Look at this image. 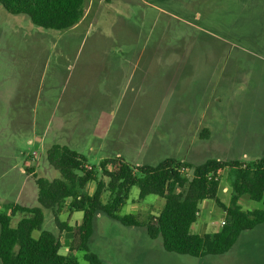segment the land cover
I'll use <instances>...</instances> for the list:
<instances>
[{"label":"rangeland","instance_id":"1","mask_svg":"<svg viewBox=\"0 0 264 264\" xmlns=\"http://www.w3.org/2000/svg\"><path fill=\"white\" fill-rule=\"evenodd\" d=\"M111 1L97 27L82 29L97 22ZM214 6V0H87L82 30L74 35L35 26L27 16L10 14L0 4V212H9L13 203L38 206L37 187L27 171L31 165L26 164L35 153L39 152L40 163L32 164L38 166L33 172L60 178L45 152L53 144H64V137L55 132L58 122L65 121L73 131L70 148L85 156L88 169L96 167L99 179L101 160L117 154L140 165H156L169 157L196 165L218 158L250 163L264 156L259 142L264 136V24L256 21L264 15L247 17L229 29L232 26L218 21L224 11ZM145 16L148 23L142 25ZM38 31L53 38H41ZM229 32L231 38H222ZM118 61L149 64L148 78L134 103L135 95L115 97L114 103L103 107L100 98L88 95L100 82L92 77L102 64L107 63L109 70ZM136 83L130 79L123 91L131 94ZM25 91L27 100L19 95ZM102 108L112 111L114 119L99 121ZM96 129L102 133L97 135L100 141L94 138ZM24 167L28 175L21 172ZM220 179L218 195L229 204L233 191L227 169L220 171ZM24 181L31 195H25L22 203L12 193L15 184ZM95 187L90 183L89 193ZM138 196L135 186L119 215L135 214L144 220L151 213L158 215L165 203L155 195L142 201ZM108 199L107 192L103 201ZM240 204L246 210L261 207L260 201L248 196ZM213 205L208 222L198 219L192 234L220 230L225 213ZM43 213L42 229L33 232L34 238L43 231L60 233L52 212L43 209ZM61 215L72 225L83 217L82 212L70 217L67 207ZM19 219L17 215L12 225ZM72 239L73 233H61V254L68 253ZM90 251L105 264H264V225L244 232L230 253L198 259L166 252L145 229L99 214ZM75 256L80 264H88L84 251Z\"/></svg>","mask_w":264,"mask_h":264},{"label":"trees","instance_id":"2","mask_svg":"<svg viewBox=\"0 0 264 264\" xmlns=\"http://www.w3.org/2000/svg\"><path fill=\"white\" fill-rule=\"evenodd\" d=\"M86 1L0 0V4L10 14L27 16L35 26L67 30L83 18ZM203 132L208 136V129ZM45 152L49 165L60 173V178L39 177L33 172L35 168L28 170L37 187L38 206L17 204L9 212H0V264H80L75 256L77 251L85 252L88 264H105L90 251L99 214L127 227L145 229L151 239L160 241L166 252L198 259L230 253L244 232L264 225V156L250 163L208 159L197 165L174 157L156 165H132L119 157L107 158L100 163L103 177L99 179L96 167L88 169L85 156L69 146L53 144ZM224 169L232 178L229 204L218 195L220 171ZM90 183L96 184L92 193ZM135 186L139 188L138 201L149 195L165 200L158 215H149L144 220L135 214L119 215ZM107 192L109 199L104 202ZM244 196L260 201L261 207L243 209L240 200ZM68 200L71 213H83L79 224L70 225L61 219ZM205 200L222 209L224 224L214 233L192 234L191 226L199 219L200 204ZM43 209L52 212L60 233L43 231L39 238H34L33 232L43 226ZM17 215L20 219L13 226ZM64 231L73 233L66 255L60 252Z\"/></svg>","mask_w":264,"mask_h":264},{"label":"crops","instance_id":"3","mask_svg":"<svg viewBox=\"0 0 264 264\" xmlns=\"http://www.w3.org/2000/svg\"><path fill=\"white\" fill-rule=\"evenodd\" d=\"M151 1H155V0H151ZM112 3H113V1H111L109 3H106L104 5V9L99 14V18H98L97 22L90 23V25L85 26L82 29L88 28L90 30V29H92L94 27H97L100 24L101 20H102V16L105 14V8H107ZM124 3H126V2H124ZM146 3L149 4V2H146ZM153 3L154 4H151V5H153L152 7L155 6V2H153ZM214 4H215L214 7H215L216 11H218L217 8L221 12L224 11V15L222 14V19H221V16L219 14V17H218L219 20L218 21L220 22V24L225 25L227 28L232 26V28H229V29H233V26H235L237 23H240L239 21H241V20L245 21L246 19H248L247 17L253 18L252 16H255V15H264V0H214ZM225 11H226V17H225ZM85 16H86V9H85L84 16L81 19V21L78 24H76L75 26H73L72 28L67 29L68 30L67 34L76 35V34L80 33V31L82 29L79 31V27H80L83 19L85 18ZM146 16L144 18L141 17L140 21H141L142 25H145V24L148 23V19H147ZM111 21L113 22L114 20L111 19ZM221 21L223 23H225V24H223ZM256 21H258V23H260V24H264V17L263 18H259ZM150 27H153V25H150ZM37 34L41 38H48V36H49V38H53V35L48 34L47 32H44V31H38ZM231 34H232V32H229L226 36H224L222 38H224V39L231 38L232 37ZM61 35H62V32L59 33V37ZM71 36H73V35H71ZM120 52H123V51L121 50ZM120 61L110 64L111 67H110L109 70H106V68L108 66L107 63L106 64H102L100 66L101 69L96 73V75H94L92 77L93 79L100 80V82L98 83L99 84L98 89H97V84L96 83L93 84L94 90H92V92L90 94H88V95L92 96L93 98L94 97L100 98V102L99 103L100 104H104L103 107H105V104L114 103L113 98H115V97L116 98L120 97L121 100H123L124 98H128L130 96H134L135 95V97L132 100V102L134 103V99L139 97L138 90H140L141 85L144 84L146 82L147 78H148L147 73L149 72V69L151 68V66L149 64H145L143 66H141L140 64L131 65L130 63H125L124 61L123 62H120ZM102 69H104L105 72H101ZM110 71L111 72L113 71V72L111 74H109ZM138 72H140V74H138ZM130 79L131 80L136 79L137 83L135 85H133V86L131 85L132 93L128 94L129 91L126 92V91H123V89H125L126 85L128 84V81ZM95 82H96V80H95ZM131 83H132V81H131ZM123 86H124V88H123ZM19 95L21 96V98L23 100L29 99L28 93L26 91L22 92V93L19 92ZM97 119L99 121H102L103 123H105V122H109L110 120H113L114 119V115H113L112 111H106L105 108H102L101 115ZM65 124H66L65 121L58 122L57 126H56V129H55L56 130L55 132H56L57 136L60 135V136L64 137L65 140H62V142L64 143L63 145L69 146V145H71L73 143V141L70 140V137L72 136L73 131L72 130L69 131L70 129H68V127H66ZM94 131H95L94 138L96 140L100 141L101 138L98 137V136L102 135V133L98 134V133H100V131H98V129H96ZM107 133H108V131H107ZM29 142L31 143L32 140H29ZM259 142H261L262 148H263V151H261V152L264 153V136H263V139L259 140ZM213 150H214V146H213ZM38 156H39V154H38ZM117 157L122 158L123 155L122 154H117ZM104 159H107V158H104ZM104 159H102L101 161H103ZM38 160H37V162H32V160H29L30 162L27 161L26 164L28 166H30V165L32 166V164L34 166H36L35 165L36 163L37 164L40 163V159H38ZM216 160H221V159L218 158ZM182 161H186V160H182ZM221 161H223V160H221ZM190 163H192V162H190ZM132 165H140V164H132ZM141 165H143V164H141ZM28 166H26V167H28ZM87 166L90 167V164L88 162H87ZM26 167L21 169L22 173L27 174ZM33 168H35V170H36L38 168V166L37 167H33ZM28 170H30L29 167L27 168V171ZM25 184H27V182H25V181L24 182H20V184H15L16 187L14 188V191H13L12 195L14 196V198H16V201H20V202L23 203V201L26 200V198H24V196L30 194L29 190L26 191L25 187L27 185H25ZM33 192H34V190H33ZM33 192H32V195L34 194V196H35V192L34 193ZM162 199L163 198H161V200ZM68 202H70V201L68 200ZM161 202H162V205H163V201H161ZM213 203L214 202L211 201V200H205V201H203L200 204L201 212H200V215H199V220H200V222L202 224H206L208 222L209 215L212 214L213 209H214ZM17 204H19V203L9 204V206L13 207V206H15ZM20 205L29 207L26 204H20ZM66 205H69V203L67 204V202H66ZM66 207L68 208V206H66ZM68 212L70 214V217H72L74 213H71L69 211V209H68ZM150 215H154V214L151 213ZM67 221L69 222V220H67ZM79 223L80 222H74V225L75 224H79ZM69 224L72 225L70 222H69ZM221 224H222V222H221ZM132 228H134V227H132ZM69 233H72V232H69Z\"/></svg>","mask_w":264,"mask_h":264},{"label":"built area","instance_id":"4","mask_svg":"<svg viewBox=\"0 0 264 264\" xmlns=\"http://www.w3.org/2000/svg\"><path fill=\"white\" fill-rule=\"evenodd\" d=\"M37 156H38V153H35V157H33V158L31 159L32 162H37V160H38ZM182 171H183L184 173L189 174L188 169H186V168H183ZM223 224H224V221H222V225H223Z\"/></svg>","mask_w":264,"mask_h":264}]
</instances>
